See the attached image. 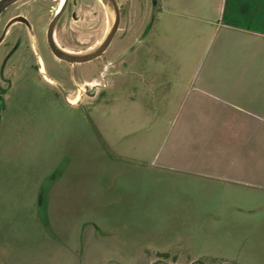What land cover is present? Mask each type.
<instances>
[{
    "label": "rangeland",
    "instance_id": "1",
    "mask_svg": "<svg viewBox=\"0 0 264 264\" xmlns=\"http://www.w3.org/2000/svg\"><path fill=\"white\" fill-rule=\"evenodd\" d=\"M119 1L127 7L110 48L90 63L92 83L81 79L68 101L36 85L7 97L0 264H264V193L169 168L157 152L175 100L165 104L159 83L151 90L133 74L140 25L141 67L157 70L164 84L165 74L181 69L175 77L183 81L204 62L231 67L208 55L217 24L241 0ZM78 5L77 20L69 11L59 25L58 42L87 53L115 15L103 0ZM125 48L126 83L110 88ZM176 87L175 97L184 89Z\"/></svg>",
    "mask_w": 264,
    "mask_h": 264
},
{
    "label": "crops",
    "instance_id": "2",
    "mask_svg": "<svg viewBox=\"0 0 264 264\" xmlns=\"http://www.w3.org/2000/svg\"><path fill=\"white\" fill-rule=\"evenodd\" d=\"M240 2L231 6L230 19L217 24L208 55L230 59L231 67H206L204 62L183 81L175 77L181 69L162 73L169 77L164 84L157 70L141 67L143 55L137 44L144 43V31L140 25L133 43V74L151 90L159 83L165 104L175 100L172 126L157 152L169 168L264 193V16H257L259 11L264 13V6L260 10L249 0ZM251 11L253 15L247 14ZM126 49L123 66L109 73L110 88L126 83L132 63ZM177 85L184 89L175 97Z\"/></svg>",
    "mask_w": 264,
    "mask_h": 264
},
{
    "label": "flooded vegetation",
    "instance_id": "3",
    "mask_svg": "<svg viewBox=\"0 0 264 264\" xmlns=\"http://www.w3.org/2000/svg\"><path fill=\"white\" fill-rule=\"evenodd\" d=\"M78 1L18 0L0 13V119L7 106V97L14 91L28 90L36 85L55 99L59 95L68 101V93L76 91L81 79H87L88 85L92 83L95 70L90 63L100 58L111 45L101 56L84 63L70 64L58 58L54 51L59 47L69 53L84 54L69 50L58 42V27L66 13L70 11L71 19L77 20ZM115 1L121 24L122 12L127 6ZM138 6L144 8L146 5Z\"/></svg>",
    "mask_w": 264,
    "mask_h": 264
},
{
    "label": "water",
    "instance_id": "4",
    "mask_svg": "<svg viewBox=\"0 0 264 264\" xmlns=\"http://www.w3.org/2000/svg\"><path fill=\"white\" fill-rule=\"evenodd\" d=\"M16 1H18V0H0V13L7 6L15 3ZM103 1H105L107 4H109L113 7V11H114V15H115V21L113 23V26L111 27L109 33L107 34V36L105 37L103 42L93 51H90V52L84 53V54H73V53H69V52L62 50L59 47H58V50L54 48V51H55L56 55L58 56V58L66 60L70 64L84 63V62H88V61H91V60L98 58L108 49V47L111 45L115 35L117 34V32L120 28V11H119V8H118L115 0H103ZM59 15L60 14H58V17H59ZM54 23H55V20L52 23L51 28L53 27Z\"/></svg>",
    "mask_w": 264,
    "mask_h": 264
},
{
    "label": "bare ground",
    "instance_id": "5",
    "mask_svg": "<svg viewBox=\"0 0 264 264\" xmlns=\"http://www.w3.org/2000/svg\"><path fill=\"white\" fill-rule=\"evenodd\" d=\"M76 101V100H75ZM72 103H76V102H72Z\"/></svg>",
    "mask_w": 264,
    "mask_h": 264
},
{
    "label": "trees",
    "instance_id": "6",
    "mask_svg": "<svg viewBox=\"0 0 264 264\" xmlns=\"http://www.w3.org/2000/svg\"><path fill=\"white\" fill-rule=\"evenodd\" d=\"M165 256H167L168 257V255L166 254Z\"/></svg>",
    "mask_w": 264,
    "mask_h": 264
}]
</instances>
